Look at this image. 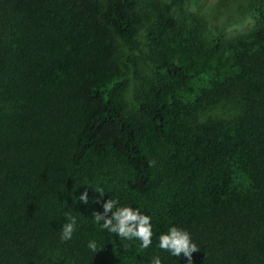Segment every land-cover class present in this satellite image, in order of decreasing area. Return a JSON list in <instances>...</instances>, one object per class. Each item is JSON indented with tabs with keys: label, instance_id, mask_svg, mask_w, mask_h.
<instances>
[{
	"label": "trees",
	"instance_id": "1",
	"mask_svg": "<svg viewBox=\"0 0 264 264\" xmlns=\"http://www.w3.org/2000/svg\"><path fill=\"white\" fill-rule=\"evenodd\" d=\"M189 1L0 0V264H186L170 225L191 264H264V0H219L232 31ZM94 187L151 216L148 248L99 228Z\"/></svg>",
	"mask_w": 264,
	"mask_h": 264
},
{
	"label": "clouds",
	"instance_id": "2",
	"mask_svg": "<svg viewBox=\"0 0 264 264\" xmlns=\"http://www.w3.org/2000/svg\"><path fill=\"white\" fill-rule=\"evenodd\" d=\"M94 191L98 196L92 202L101 204L102 211L93 210L91 217L101 230L115 234L116 238L139 241L140 249L148 248L152 244L153 231L150 215L145 214L140 207L121 205L115 198L108 197L101 202L99 197L106 192L100 187H94ZM78 199L81 203L88 205L90 203L88 191L80 192ZM77 227V218L66 215L60 230V240L72 239ZM156 246L172 257L179 258L183 254L186 264H191V254L198 249V245L191 239L189 232L175 225H170L166 232L158 235ZM87 247L93 252L99 249L94 240H90ZM149 264H162L160 256H152Z\"/></svg>",
	"mask_w": 264,
	"mask_h": 264
},
{
	"label": "rangeland",
	"instance_id": "3",
	"mask_svg": "<svg viewBox=\"0 0 264 264\" xmlns=\"http://www.w3.org/2000/svg\"><path fill=\"white\" fill-rule=\"evenodd\" d=\"M231 4L237 8L242 4L241 0H236V1H231ZM189 9L191 12H196V11H202L205 12L207 18L209 20H213L214 23H217L222 16H225V18H229L230 25H228L227 30L232 31L235 28H239V30H242L245 28V26L250 23V19L245 17L243 21L240 19H236L240 16L242 17L243 15L236 9L233 10L232 13L226 12L225 6H223L219 0H190ZM237 107L234 105L227 106L226 103L222 102L218 104V107H213L211 109H206L205 114L206 115H213V116H221V117H231L237 112Z\"/></svg>",
	"mask_w": 264,
	"mask_h": 264
}]
</instances>
